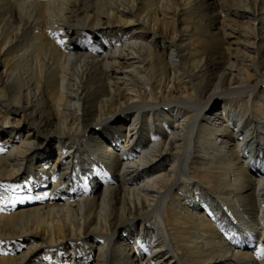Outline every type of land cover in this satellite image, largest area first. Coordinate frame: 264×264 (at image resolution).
I'll return each instance as SVG.
<instances>
[{"label":"bare ground","instance_id":"obj_1","mask_svg":"<svg viewBox=\"0 0 264 264\" xmlns=\"http://www.w3.org/2000/svg\"><path fill=\"white\" fill-rule=\"evenodd\" d=\"M0 264H264V0H0Z\"/></svg>","mask_w":264,"mask_h":264},{"label":"snow or ice","instance_id":"obj_2","mask_svg":"<svg viewBox=\"0 0 264 264\" xmlns=\"http://www.w3.org/2000/svg\"><path fill=\"white\" fill-rule=\"evenodd\" d=\"M59 43L63 44L64 42L63 41H58Z\"/></svg>","mask_w":264,"mask_h":264}]
</instances>
